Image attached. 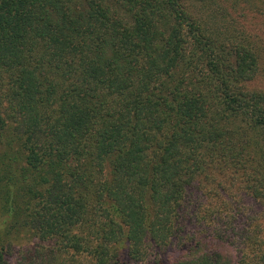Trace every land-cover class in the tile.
<instances>
[{"label":"trees","instance_id":"trees-1","mask_svg":"<svg viewBox=\"0 0 264 264\" xmlns=\"http://www.w3.org/2000/svg\"><path fill=\"white\" fill-rule=\"evenodd\" d=\"M263 5L0 0L3 235L76 264H264Z\"/></svg>","mask_w":264,"mask_h":264},{"label":"rangeland","instance_id":"rangeland-1","mask_svg":"<svg viewBox=\"0 0 264 264\" xmlns=\"http://www.w3.org/2000/svg\"><path fill=\"white\" fill-rule=\"evenodd\" d=\"M262 9L264 10V5L262 6ZM243 12L245 13V27L252 33L256 32L262 34L264 32V16L262 14H254V12ZM262 13L264 14V11ZM234 15H237V11H235ZM249 86L264 87L263 75L260 78L254 79ZM240 203L242 205L240 207L242 213H245L246 215L253 213L259 214V206L250 200L248 201V199H244L243 201H240ZM3 218L4 217L2 216L0 217V239L2 240V245L4 246L5 254L7 255V264H76L78 261L82 262V256H72V260H75L76 262L72 261V263L68 261L66 253H59V255L56 253L55 249L52 247V242L40 241L27 233L19 234L9 232L4 236V227L1 224ZM262 225H264V222H262ZM194 228L197 229L196 225L189 223V221H186L184 224L182 223L180 226L182 233L188 235L194 233ZM174 246L171 247L170 251H166L168 260H173L176 254H178V250L174 249L178 245L174 243ZM152 258H154L153 254L152 257H150V260ZM155 258H158V256Z\"/></svg>","mask_w":264,"mask_h":264}]
</instances>
